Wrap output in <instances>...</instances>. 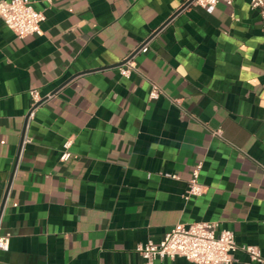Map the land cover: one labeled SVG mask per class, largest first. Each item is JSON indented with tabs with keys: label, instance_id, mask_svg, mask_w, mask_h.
Returning a JSON list of instances; mask_svg holds the SVG:
<instances>
[{
	"label": "crops",
	"instance_id": "0c3cea01",
	"mask_svg": "<svg viewBox=\"0 0 264 264\" xmlns=\"http://www.w3.org/2000/svg\"><path fill=\"white\" fill-rule=\"evenodd\" d=\"M32 1L42 34L0 20V264H144L139 244L194 222L261 250L232 264H264V7ZM198 163L205 192L187 200Z\"/></svg>",
	"mask_w": 264,
	"mask_h": 264
},
{
	"label": "built area",
	"instance_id": "2783aa9c",
	"mask_svg": "<svg viewBox=\"0 0 264 264\" xmlns=\"http://www.w3.org/2000/svg\"><path fill=\"white\" fill-rule=\"evenodd\" d=\"M220 1L227 4L233 3V0H186L185 3L189 2L187 6L213 8ZM250 3L253 8L262 9L264 7V0H250ZM0 20L18 37H24L43 33L42 24L46 20V14L44 11L36 9L32 0H0ZM148 50L147 40L118 66L120 73L129 77L137 69L136 54ZM162 93L157 84H151L150 99H157ZM30 94L33 102L28 117L34 114V109L42 101V97L36 89L30 90ZM176 101L178 102V100ZM214 133L222 137L220 129ZM72 144V138H67L63 144L61 160H68L72 156ZM201 168L202 164L198 163L193 170L188 190L184 195L187 200L194 196H201L205 192V186L199 181ZM172 176L176 177L174 174ZM9 248L10 236L0 234V251H8ZM239 249L247 252L253 261H262L263 259L258 246L238 244L234 232L229 229L218 230L217 222L177 223L165 233L160 241L148 240L136 248L143 257L144 264H155L158 259L177 256L184 257L196 264H232L235 261V253Z\"/></svg>",
	"mask_w": 264,
	"mask_h": 264
},
{
	"label": "water",
	"instance_id": "95a60500",
	"mask_svg": "<svg viewBox=\"0 0 264 264\" xmlns=\"http://www.w3.org/2000/svg\"><path fill=\"white\" fill-rule=\"evenodd\" d=\"M188 3H189V2L185 3V4L180 8V10H182L183 8H185V7L188 5ZM157 31H158V30H157ZM157 31H156L155 33H157ZM155 33H154L153 35H155ZM153 35H152V36H153Z\"/></svg>",
	"mask_w": 264,
	"mask_h": 264
}]
</instances>
